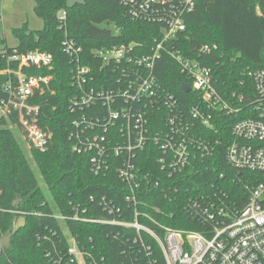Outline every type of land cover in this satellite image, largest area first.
<instances>
[{"label": "built area", "instance_id": "built-area-1", "mask_svg": "<svg viewBox=\"0 0 264 264\" xmlns=\"http://www.w3.org/2000/svg\"><path fill=\"white\" fill-rule=\"evenodd\" d=\"M195 3L121 0L129 17L157 24L159 36L146 54L138 53L137 45L131 43L93 49L91 65L97 73L108 74L102 81L96 80L90 64H83L82 47L68 36L66 11L58 12L61 47L73 64L71 84L76 90L68 100L74 114L68 133L72 151L89 155L95 176L114 171L124 191L121 204L90 196L91 205L70 202L69 214L53 206L52 217L60 233L51 230L38 237L39 243H47L44 256L50 264H108L104 254L95 252L94 244L88 246L70 232L68 220L109 227L106 236L118 242L130 264H264V177L247 189L241 208L229 202L222 190L210 193L197 188L181 195L177 184L171 182L194 162L212 157L219 146H223L229 167L264 176V68L248 71L252 97L235 92L221 95L210 67L175 47L176 35L186 29L184 17ZM216 49V44H203L196 55ZM162 53L186 77L189 83L183 84L198 94L188 110L155 75ZM7 59L15 66L8 65L1 72L7 80L1 85L0 126L19 132L27 150L43 152L51 133L40 126L44 111L32 99L48 85L51 75L27 70L50 69L53 56L38 49L13 50ZM222 114L241 116L231 124L229 140L218 136L220 124H225L220 122ZM148 143L158 148L156 163L162 175L157 178L142 172L137 164ZM152 191L160 192L169 202L182 201L192 224L200 230L163 222L174 213L151 204L150 198L157 200Z\"/></svg>", "mask_w": 264, "mask_h": 264}, {"label": "trees", "instance_id": "trees-1", "mask_svg": "<svg viewBox=\"0 0 264 264\" xmlns=\"http://www.w3.org/2000/svg\"><path fill=\"white\" fill-rule=\"evenodd\" d=\"M33 2V13L42 20V28L31 30L27 22L12 28L17 40L15 46L9 47L0 39V97L4 95L1 85L7 80L1 72L14 64L7 59L13 50L49 52L53 56L50 69L27 71L51 75L48 85L32 99L44 111L40 126L51 133V140L45 151H29L20 144L12 130L0 126V236L11 230L16 216L25 217V225L11 237L9 248L2 251L0 264H50L44 256L47 243L42 240L39 243L38 237L48 235L51 230L60 233V226L52 217L53 206L61 213L69 214L70 202L91 205L90 196L122 203L124 186L115 172L93 175L89 155L72 151L68 140L74 118L68 108V100L76 90L71 84L73 64L61 47L63 31L58 28V12L65 10L67 13V33L82 47L83 64L91 65L93 49L113 45L136 44V51L146 54L159 36L157 24L132 19L126 14L121 0H85L72 8L66 7V0ZM257 5L261 15L256 13ZM184 21L186 29L176 35L178 42L175 47L210 67L215 87L224 97L232 92L252 97L253 82L248 71L264 68V0H196L194 9L185 15ZM203 44H216L217 49L198 57L196 53ZM93 72L96 80L100 81L108 75L97 73L95 68ZM155 75L178 98L184 110L197 101L196 92L182 90L183 83L188 81L164 53L156 62ZM238 117L240 114L220 115V122H225L219 126L220 138L230 139L231 124ZM158 154V148L148 143L138 155L139 168L154 178L162 175L156 163ZM263 177L262 173L229 167L224 159L223 146H219L212 157L194 162L171 182L177 184L181 195L186 190L196 191L197 188L210 193L222 190L229 202L241 208L247 199V189ZM151 194L157 199L150 198L151 204L162 208L165 213H174L173 218L163 220L167 225L200 230L198 225L192 224L194 221L188 216L182 201L169 202L157 191ZM66 225L80 242L88 246L94 244L95 252L104 254L108 264H130L118 242L106 236L109 227L72 220L66 221Z\"/></svg>", "mask_w": 264, "mask_h": 264}, {"label": "rangeland", "instance_id": "rangeland-1", "mask_svg": "<svg viewBox=\"0 0 264 264\" xmlns=\"http://www.w3.org/2000/svg\"><path fill=\"white\" fill-rule=\"evenodd\" d=\"M33 0H0V39L4 40L7 46H15L17 40L12 34V28L20 27L22 23L27 22V26L31 30L42 28V20L33 13ZM17 140L25 148L26 145L21 140L19 132H14ZM37 178L40 177L36 173ZM46 196L51 202L49 193L46 191ZM51 206H53L51 204Z\"/></svg>", "mask_w": 264, "mask_h": 264}, {"label": "water", "instance_id": "water-1", "mask_svg": "<svg viewBox=\"0 0 264 264\" xmlns=\"http://www.w3.org/2000/svg\"><path fill=\"white\" fill-rule=\"evenodd\" d=\"M85 2V0H66V7L72 8L75 5H81ZM256 13L258 15L262 14V11L259 7V5L256 6ZM182 90L184 92H189L190 88L187 84L182 85ZM25 225V217H15L13 221V225L10 231H7L5 234L0 236V255L4 249L9 248L11 237L21 228Z\"/></svg>", "mask_w": 264, "mask_h": 264}]
</instances>
